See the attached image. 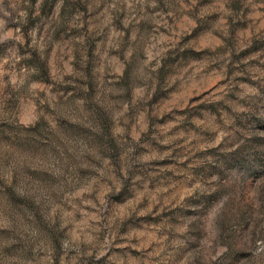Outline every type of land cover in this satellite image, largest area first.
I'll return each instance as SVG.
<instances>
[{
    "label": "rangeland",
    "instance_id": "obj_1",
    "mask_svg": "<svg viewBox=\"0 0 264 264\" xmlns=\"http://www.w3.org/2000/svg\"><path fill=\"white\" fill-rule=\"evenodd\" d=\"M0 264H264V0H0Z\"/></svg>",
    "mask_w": 264,
    "mask_h": 264
}]
</instances>
